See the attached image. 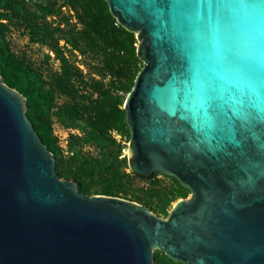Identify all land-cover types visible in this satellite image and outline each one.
I'll use <instances>...</instances> for the list:
<instances>
[{
    "label": "water",
    "instance_id": "obj_1",
    "mask_svg": "<svg viewBox=\"0 0 264 264\" xmlns=\"http://www.w3.org/2000/svg\"><path fill=\"white\" fill-rule=\"evenodd\" d=\"M143 62L128 165L191 192L162 218L80 193L0 76V264H264V0H105Z\"/></svg>",
    "mask_w": 264,
    "mask_h": 264
},
{
    "label": "trees",
    "instance_id": "obj_2",
    "mask_svg": "<svg viewBox=\"0 0 264 264\" xmlns=\"http://www.w3.org/2000/svg\"><path fill=\"white\" fill-rule=\"evenodd\" d=\"M60 2L57 6L55 0H42L30 6L26 0H0V75L5 84L20 91L27 99V115L44 144L53 152L58 175L76 181L80 193L87 195L92 191L87 179L95 169H100L113 178L106 185L105 195L115 197L125 190L123 177L117 169L98 161L80 162L75 154L65 161L58 159V152L45 139L44 131L50 130L49 116L58 93L67 98V102L56 112L64 127L83 132L88 129V132H84L88 142H94L103 150L113 148L119 151V145L108 134L112 130L123 133L128 129L126 111L123 109L127 96L120 93L128 95L131 92L141 71L138 67V41L134 33L118 24L105 0ZM65 7L73 10L76 23L62 16ZM48 17L56 21L59 18V21L49 23ZM11 25L25 27L32 42L49 47L60 61L61 73L46 82L42 74L19 60L6 41ZM60 41L65 42L73 57L78 53L83 59L91 56L96 61L93 67L87 66L90 72L88 78L66 55ZM132 175L138 180L153 181L160 174H154L151 179ZM173 180L175 186L170 196L160 199V211L166 215V208L178 198L186 196L187 192L176 179ZM172 261L167 258L156 264H174Z\"/></svg>",
    "mask_w": 264,
    "mask_h": 264
},
{
    "label": "rangeland",
    "instance_id": "obj_3",
    "mask_svg": "<svg viewBox=\"0 0 264 264\" xmlns=\"http://www.w3.org/2000/svg\"><path fill=\"white\" fill-rule=\"evenodd\" d=\"M40 1L42 2V0H26L27 4L30 6H33L36 4V2ZM55 1H57V6L61 4V0ZM62 16L68 17L72 23H76L73 10L67 7L62 9ZM57 21H59V18ZM57 21L52 17L47 18V22L49 23H56ZM6 41L11 52L14 53L19 60L24 61L34 70L42 74L46 82H49L54 76L61 73L60 61L55 57L53 52H51L49 47L45 45L32 42L30 39V34L25 27H16L11 25L6 35ZM60 47L63 48V51L66 53V55L69 56L70 59L74 61L83 71L84 76L88 78L90 72L89 67L87 66L93 67L96 64V61L93 60L91 56H87L83 59L78 53H75V56L73 57L69 53V49L66 48L64 41H60ZM138 67L139 69H142L143 62L140 61ZM96 78L99 79L97 76ZM107 82L108 79H106L105 84H107ZM120 94L128 96L125 93ZM96 97L97 95H95L94 98ZM66 102L67 98L65 96H62L58 93L55 95V107L49 116L50 130L44 131L45 139L50 141L53 144L55 150H57L58 159L65 161L75 154L80 162L98 161L100 164L107 163L108 165L113 166L114 169H117L120 172L125 184V190L121 193H118L115 197L133 202H136L135 200L138 199L140 201L136 203L147 206L153 213L162 218L168 217L174 204L178 200L190 197L189 191L187 190L186 196L178 198L166 208L167 215L162 213L160 211V199L167 195L170 196V192L175 186V181L173 178L163 175L157 176L153 181L138 180L135 178L132 175L128 165L129 141L131 137L130 129L128 128L126 132L123 133L114 130L110 131L108 135L114 141H116L120 147V150L117 151L113 148H106L103 150L94 142H88L86 140L84 132H88V129L83 132L80 129L66 128L60 123L58 117L56 116V112ZM28 112L29 107L27 113ZM112 179L113 178L109 176V173H106L100 169H95L94 173H91L90 177L87 179V183L92 186V191L87 195L107 196L105 195V188L109 183V180ZM167 258L168 257L161 251H153V260L155 263L159 261H166ZM174 264L183 263L174 262Z\"/></svg>",
    "mask_w": 264,
    "mask_h": 264
},
{
    "label": "flooded vegetation",
    "instance_id": "obj_4",
    "mask_svg": "<svg viewBox=\"0 0 264 264\" xmlns=\"http://www.w3.org/2000/svg\"><path fill=\"white\" fill-rule=\"evenodd\" d=\"M157 174V173H156ZM161 175V174H160ZM145 181V180H144ZM182 186V185H181ZM186 189V188H185ZM188 190V189H187ZM189 191V190H188ZM189 194H190V197H188V198H185L184 200H189L190 198H191V192L189 191ZM181 200V199H180ZM179 201V200H178ZM175 205V204H174ZM169 216V215H168Z\"/></svg>",
    "mask_w": 264,
    "mask_h": 264
},
{
    "label": "bare ground",
    "instance_id": "obj_5",
    "mask_svg": "<svg viewBox=\"0 0 264 264\" xmlns=\"http://www.w3.org/2000/svg\"><path fill=\"white\" fill-rule=\"evenodd\" d=\"M128 155H129V153H128Z\"/></svg>",
    "mask_w": 264,
    "mask_h": 264
},
{
    "label": "built area",
    "instance_id": "obj_6",
    "mask_svg": "<svg viewBox=\"0 0 264 264\" xmlns=\"http://www.w3.org/2000/svg\"><path fill=\"white\" fill-rule=\"evenodd\" d=\"M117 137H119V136H117Z\"/></svg>",
    "mask_w": 264,
    "mask_h": 264
}]
</instances>
